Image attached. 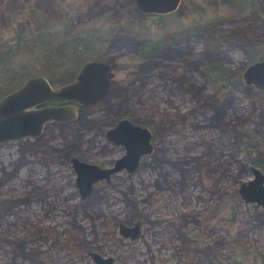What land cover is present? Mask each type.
<instances>
[{"label": "rangeland", "instance_id": "1", "mask_svg": "<svg viewBox=\"0 0 264 264\" xmlns=\"http://www.w3.org/2000/svg\"><path fill=\"white\" fill-rule=\"evenodd\" d=\"M264 58V0H180L142 15L132 0H0V97L27 77L52 87L85 60L107 93L35 137L0 144V264H264V209L243 204L248 165L264 175V89L240 79ZM120 118L151 152L82 199L69 157L109 167ZM250 160L256 162L252 163ZM140 220L137 239L117 224Z\"/></svg>", "mask_w": 264, "mask_h": 264}, {"label": "water", "instance_id": "2", "mask_svg": "<svg viewBox=\"0 0 264 264\" xmlns=\"http://www.w3.org/2000/svg\"><path fill=\"white\" fill-rule=\"evenodd\" d=\"M180 0H132L135 9L142 15H165L177 9ZM108 66L98 60L83 61L72 81L51 87L43 76L27 77L17 88L0 97V144L24 137H35L42 131L44 123H63L75 117L78 106L91 105L107 93L109 81ZM244 85L254 91L264 89V58L247 64L240 73ZM62 101L61 105L49 102ZM113 145H120L123 153L109 167H99L77 157H69V164L75 174V184L80 197L84 199L91 186L99 180H107L113 173L125 170L132 172L141 156L151 152L150 131L133 124L126 118L115 121L103 133ZM251 178L240 182L237 194L243 204H254L264 209V175L252 164L248 165ZM141 221L130 225L117 224V233L133 241L137 239ZM95 264H112L110 256L103 257L96 252H87Z\"/></svg>", "mask_w": 264, "mask_h": 264}, {"label": "flooded vegetation", "instance_id": "3", "mask_svg": "<svg viewBox=\"0 0 264 264\" xmlns=\"http://www.w3.org/2000/svg\"><path fill=\"white\" fill-rule=\"evenodd\" d=\"M73 78H74V76H73ZM107 78H108V76H107ZM73 80V79H72ZM71 80V81H72ZM70 82V81H69ZM68 83V82H67ZM50 84V83H49ZM62 85V84H61ZM52 87V86H51ZM61 104H64L62 101H60V100H56V101H53V102H49V105H61Z\"/></svg>", "mask_w": 264, "mask_h": 264}, {"label": "trees", "instance_id": "4", "mask_svg": "<svg viewBox=\"0 0 264 264\" xmlns=\"http://www.w3.org/2000/svg\"><path fill=\"white\" fill-rule=\"evenodd\" d=\"M250 162H252V163H256V162H254V161H252V160H250Z\"/></svg>", "mask_w": 264, "mask_h": 264}]
</instances>
